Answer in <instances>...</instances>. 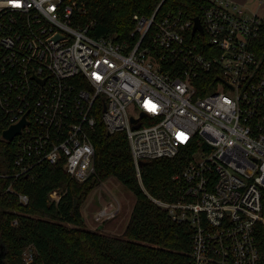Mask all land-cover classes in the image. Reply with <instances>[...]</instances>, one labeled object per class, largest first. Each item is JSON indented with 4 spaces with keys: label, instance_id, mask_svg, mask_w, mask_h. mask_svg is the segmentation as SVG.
<instances>
[{
    "label": "built area",
    "instance_id": "1",
    "mask_svg": "<svg viewBox=\"0 0 264 264\" xmlns=\"http://www.w3.org/2000/svg\"><path fill=\"white\" fill-rule=\"evenodd\" d=\"M16 2L0 0V139L15 147L13 172L0 176L35 177L64 161L79 182L97 177L100 113L108 133H126L139 178L144 160L189 149L173 176L180 198H151L192 228V264H263L264 0L254 13L207 0L203 32L182 11L157 17L159 5L151 17L134 14L129 39L91 34L97 20L78 23L67 0ZM63 193L54 189L50 200ZM120 210L106 204L95 219ZM24 258L33 262V247Z\"/></svg>",
    "mask_w": 264,
    "mask_h": 264
},
{
    "label": "trees",
    "instance_id": "2",
    "mask_svg": "<svg viewBox=\"0 0 264 264\" xmlns=\"http://www.w3.org/2000/svg\"><path fill=\"white\" fill-rule=\"evenodd\" d=\"M206 2L67 0L78 23L97 20L91 34L119 39L132 38L135 13L151 17L162 3L157 17L170 10L196 17L201 15V6ZM92 140L97 177L79 182L64 170V161L43 164L35 177L0 176V253L5 251L0 264H28L24 251L30 246L34 249L30 264H192V228L173 220L151 198L167 201L180 198L173 176L186 166L189 149L183 148L173 158L144 160L139 178L126 133H108L100 113ZM14 158L13 143L0 139V173L13 172ZM109 176L122 181L136 197L119 237L87 229L81 212L89 193ZM58 188L64 190L60 201L50 200V192ZM19 194H27L28 203L22 202ZM260 227L258 241L264 264V228Z\"/></svg>",
    "mask_w": 264,
    "mask_h": 264
},
{
    "label": "rangeland",
    "instance_id": "3",
    "mask_svg": "<svg viewBox=\"0 0 264 264\" xmlns=\"http://www.w3.org/2000/svg\"><path fill=\"white\" fill-rule=\"evenodd\" d=\"M243 4L249 12L260 10L259 0H235ZM136 201L134 193L118 178L109 176L101 181L89 193L81 205L85 219V227L110 236H122L129 221L132 208ZM120 203V213L112 219L97 221L96 213L106 204ZM72 226V224H70Z\"/></svg>",
    "mask_w": 264,
    "mask_h": 264
},
{
    "label": "water",
    "instance_id": "4",
    "mask_svg": "<svg viewBox=\"0 0 264 264\" xmlns=\"http://www.w3.org/2000/svg\"><path fill=\"white\" fill-rule=\"evenodd\" d=\"M162 4V3H161ZM160 4V5H161ZM197 29L201 30L203 32V27L200 22V18L198 16L195 17V26L193 29V32H195ZM135 119L132 118V121ZM27 124L26 116L17 124L11 126L9 129L4 131V137L8 140H12L17 134L21 132V129ZM2 249H4V246H1ZM5 255V251L2 250L0 253V263L2 261V257Z\"/></svg>",
    "mask_w": 264,
    "mask_h": 264
},
{
    "label": "snow or ice",
    "instance_id": "5",
    "mask_svg": "<svg viewBox=\"0 0 264 264\" xmlns=\"http://www.w3.org/2000/svg\"><path fill=\"white\" fill-rule=\"evenodd\" d=\"M9 2L12 3L13 6H15V7H19L20 6L19 3L16 2V0H9ZM97 78H99V77H97Z\"/></svg>",
    "mask_w": 264,
    "mask_h": 264
}]
</instances>
